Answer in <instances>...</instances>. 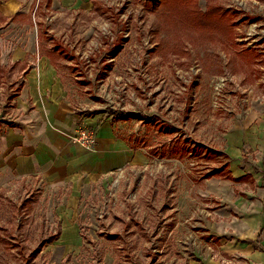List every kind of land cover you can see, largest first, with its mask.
<instances>
[{"label":"rangeland","instance_id":"rangeland-1","mask_svg":"<svg viewBox=\"0 0 264 264\" xmlns=\"http://www.w3.org/2000/svg\"><path fill=\"white\" fill-rule=\"evenodd\" d=\"M81 2L0 0V122L22 112L17 53L46 57L52 36L75 68L72 96L111 116L147 158L78 190L33 176L0 186V264H254L234 247L239 215L225 219L210 192L228 170L250 174L223 179L241 195L264 177V0H220L235 44L183 36L184 50L168 54L146 5L160 0Z\"/></svg>","mask_w":264,"mask_h":264},{"label":"crops","instance_id":"crops-1","mask_svg":"<svg viewBox=\"0 0 264 264\" xmlns=\"http://www.w3.org/2000/svg\"><path fill=\"white\" fill-rule=\"evenodd\" d=\"M62 3L72 8L82 2L62 0ZM16 56L17 67L24 75L17 97L22 112L11 123L0 122V186L15 178L33 176L49 185L71 184L78 190L82 180L95 181L145 163L144 151L133 148L129 139L120 135L118 122L72 96L66 85V77H74L75 73L68 69H74L71 62L60 61L56 67L48 56L34 61L19 52ZM83 127L94 130L97 136L94 151L72 142V137ZM242 160L240 155L233 161L238 171ZM232 175L239 179L250 174L234 170ZM253 177V189L241 190L248 195H241L238 184L221 178L210 195L226 203L229 214L224 209L225 219L229 220L232 213L240 217L242 229L236 233L235 249L250 256L254 264H264V177Z\"/></svg>","mask_w":264,"mask_h":264},{"label":"trees","instance_id":"trees-1","mask_svg":"<svg viewBox=\"0 0 264 264\" xmlns=\"http://www.w3.org/2000/svg\"><path fill=\"white\" fill-rule=\"evenodd\" d=\"M206 1V12L200 10L198 0H160V4L157 6L149 2L146 3L149 9L159 14L154 26V33L160 42L156 49L158 53L168 54L171 51L184 50L185 45L182 41L183 36H186L188 40L203 39L205 41L211 40L215 36H220L223 37L225 39L224 41L228 44H235L232 23L233 16L231 13L220 5V0ZM97 10H101V6H97ZM0 18L4 19L1 12ZM45 40H48V43H46L47 46L50 45L48 49L46 46V54L56 67H59L60 61L69 59L70 56L68 55V51L64 49L62 44L54 42L55 40L52 36H49ZM255 56L260 55L256 54ZM68 69L75 70V68L72 69L70 67ZM217 173L218 172H215L212 176ZM220 178L228 179L233 182L241 180V178H234L229 170ZM30 202L31 201L25 202L21 205V208L17 209V216L21 211H28L31 209ZM55 240L56 239L52 237L49 242ZM0 242L5 243L6 240L0 236ZM12 246L13 248H17L18 251H24L23 245L18 242L11 243V247Z\"/></svg>","mask_w":264,"mask_h":264},{"label":"built area","instance_id":"built-area-1","mask_svg":"<svg viewBox=\"0 0 264 264\" xmlns=\"http://www.w3.org/2000/svg\"><path fill=\"white\" fill-rule=\"evenodd\" d=\"M72 142L83 149L94 151L97 144V136L94 130L88 127H83L72 137Z\"/></svg>","mask_w":264,"mask_h":264}]
</instances>
